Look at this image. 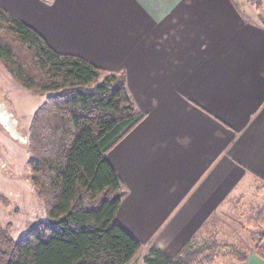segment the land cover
<instances>
[{
    "label": "crops",
    "instance_id": "crops-1",
    "mask_svg": "<svg viewBox=\"0 0 264 264\" xmlns=\"http://www.w3.org/2000/svg\"><path fill=\"white\" fill-rule=\"evenodd\" d=\"M245 1L0 0L56 52L125 72L144 118L107 157L126 191L116 219L140 255L154 245L173 258L264 187V12L244 15ZM244 254L222 259L264 264Z\"/></svg>",
    "mask_w": 264,
    "mask_h": 264
},
{
    "label": "trees",
    "instance_id": "trees-1",
    "mask_svg": "<svg viewBox=\"0 0 264 264\" xmlns=\"http://www.w3.org/2000/svg\"><path fill=\"white\" fill-rule=\"evenodd\" d=\"M0 64L18 86L45 95L27 130V164L30 183L47 211L46 219L18 238L0 226V264H135L143 243L116 219L126 191L107 157L144 118L127 90L125 72L56 52L1 7ZM253 214L264 224V210ZM192 245L173 258L150 245L141 264L214 261L218 243L213 238L190 250ZM252 252L264 261L261 243ZM244 253L231 254L243 259Z\"/></svg>",
    "mask_w": 264,
    "mask_h": 264
},
{
    "label": "rangeland",
    "instance_id": "rangeland-1",
    "mask_svg": "<svg viewBox=\"0 0 264 264\" xmlns=\"http://www.w3.org/2000/svg\"><path fill=\"white\" fill-rule=\"evenodd\" d=\"M258 5V0H246L245 4L238 3L244 15L253 17L264 12V5L260 10ZM44 99L45 95H33L18 86L0 64V102L12 114L11 119L16 121L21 137L11 138L0 126V226L13 238L20 237L28 227L47 218V211L30 183V168L27 164L29 160L27 130L33 112ZM251 194L235 200L229 209L214 215L210 220V226L208 224L200 231L190 250L213 238L218 243L216 248L218 256L212 264H227L230 261L222 259V255L228 252L243 250L248 254L257 244L261 243L264 246L263 221L257 223L253 214L255 210H264V187L261 190L259 188L253 190ZM262 237L263 240L260 242L259 239ZM144 253L138 255L135 264L139 263ZM227 258L232 260L230 257Z\"/></svg>",
    "mask_w": 264,
    "mask_h": 264
},
{
    "label": "water",
    "instance_id": "water-1",
    "mask_svg": "<svg viewBox=\"0 0 264 264\" xmlns=\"http://www.w3.org/2000/svg\"><path fill=\"white\" fill-rule=\"evenodd\" d=\"M11 113L6 106L0 102V126L9 134L13 139L20 137V132L17 130V123L14 119H11ZM23 140V137H22Z\"/></svg>",
    "mask_w": 264,
    "mask_h": 264
}]
</instances>
